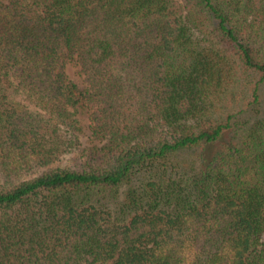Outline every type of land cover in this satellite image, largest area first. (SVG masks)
I'll return each instance as SVG.
<instances>
[{"label": "trees", "instance_id": "trees-1", "mask_svg": "<svg viewBox=\"0 0 264 264\" xmlns=\"http://www.w3.org/2000/svg\"><path fill=\"white\" fill-rule=\"evenodd\" d=\"M263 235L264 0H0V264H264Z\"/></svg>", "mask_w": 264, "mask_h": 264}, {"label": "rangeland", "instance_id": "rangeland-1", "mask_svg": "<svg viewBox=\"0 0 264 264\" xmlns=\"http://www.w3.org/2000/svg\"><path fill=\"white\" fill-rule=\"evenodd\" d=\"M68 75H69V78L72 79L74 82H76L79 86L83 85L82 76L78 73V67H69L68 68ZM81 120H82V125H85L86 124V120L84 119L83 114L81 116ZM83 129H85V128L83 127ZM83 132L84 133H82L80 135L81 146H83L86 143L87 139H88L87 130L85 129ZM73 155H74V153H68V154L64 155L56 163V165H60V166L68 165L69 162H70V159H71V157ZM263 240H264V235H263Z\"/></svg>", "mask_w": 264, "mask_h": 264}]
</instances>
